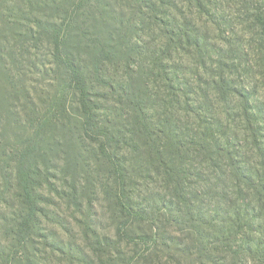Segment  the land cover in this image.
Instances as JSON below:
<instances>
[{
	"label": "trees",
	"instance_id": "obj_1",
	"mask_svg": "<svg viewBox=\"0 0 264 264\" xmlns=\"http://www.w3.org/2000/svg\"><path fill=\"white\" fill-rule=\"evenodd\" d=\"M16 1L0 0L20 27L0 29V264H264L251 236L264 216V117L224 78L223 100L242 96L240 125L227 105L213 117L170 63L171 47L214 53L189 17L212 15L213 0ZM263 7L253 18L264 32ZM132 14L159 26L167 49L140 46ZM44 62L57 82L41 97ZM100 194L110 234L96 227ZM207 199L226 209L208 218ZM68 214L84 248L54 229Z\"/></svg>",
	"mask_w": 264,
	"mask_h": 264
},
{
	"label": "rangeland",
	"instance_id": "obj_2",
	"mask_svg": "<svg viewBox=\"0 0 264 264\" xmlns=\"http://www.w3.org/2000/svg\"><path fill=\"white\" fill-rule=\"evenodd\" d=\"M115 1L119 4V9L120 7L125 8L127 5L126 0ZM182 1L185 0H179V2ZM16 2L20 3L18 0ZM263 3L262 0H213L214 13L212 15H203L202 17L196 15L195 10L192 9V14H189V17L195 18L201 30L203 29V32H208L210 50L212 49L214 53L211 54L210 51L201 46L170 48V63L173 72L180 79L181 84L191 91V99H199L203 103H209L211 114L215 118L219 117L220 113L221 117H228L222 108L225 105L232 107L235 109V112L234 116L231 115V117L237 119L236 125H240L237 115L238 113L240 114L243 103L240 93L247 96L255 111L260 110L264 117V68L261 66V56H264V49L261 46V43L264 42V32L261 26L255 24L253 18V15L255 14L256 16L258 13L255 9L257 7L260 8V6L262 8ZM25 4L29 6L27 1H25ZM128 16L137 20L138 26L134 37L140 46L152 53L156 51L162 52L164 49H167V40L163 38L159 26H156L154 23L151 24L148 19L146 20L147 23L144 19L133 14ZM13 22H16L13 17L10 20L0 16L1 31L7 35L15 36L10 28L17 26L18 30H20V27ZM46 52L47 50L45 49H39L37 58L39 60L47 59ZM232 63L236 66L232 67ZM40 66L41 70L33 76L32 86L38 87L37 96L43 97L45 93L52 94L53 86H55L57 81L50 74H47L49 73L47 69L52 66L46 62L43 65L40 64ZM220 78H224L227 82L231 83L233 88L240 92V95L232 91L226 94L227 102H225L223 95L217 88ZM195 88L201 89L199 94H197ZM193 89L196 93L193 92ZM42 105H44V102ZM184 119L191 123L194 116L191 119V117L185 115L183 116ZM262 121L264 127V120ZM242 133L245 132L242 130ZM243 150H245L244 147ZM224 202V200L215 201L207 199L204 209L208 218L214 215V212L210 213L208 211H214L216 208L221 209V207L226 209V205L223 204ZM94 211H96L94 217L96 227L103 232L113 233L114 228L110 225V200L105 197V194L98 196ZM227 217L223 216L224 219ZM62 223L66 226L53 225L58 235L65 241L71 244L76 243L84 248L81 232L82 226L70 214L64 217ZM251 236L256 239L255 242L262 240L264 243V216L257 219L254 223ZM241 239L235 241L236 248L241 249L246 247V244L243 243L244 240ZM252 247L256 246L252 244ZM262 249H264V244ZM56 258L59 259V256ZM60 261L62 263L59 264H66L64 262L66 260Z\"/></svg>",
	"mask_w": 264,
	"mask_h": 264
}]
</instances>
